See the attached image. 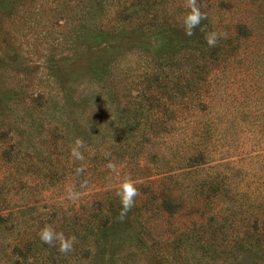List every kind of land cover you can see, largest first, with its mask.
<instances>
[{"label":"rangeland","instance_id":"obj_1","mask_svg":"<svg viewBox=\"0 0 264 264\" xmlns=\"http://www.w3.org/2000/svg\"><path fill=\"white\" fill-rule=\"evenodd\" d=\"M158 1L16 0L1 12L0 264H252L263 253H244L238 233L188 210L143 213L130 231L105 205L98 215L94 198L106 196L96 194L91 172L85 177L73 166L93 152L73 142L59 148L51 136L55 114L85 125L123 106L131 83L138 88L142 46L159 37L143 15L156 17ZM45 226L74 237L71 251L60 252L59 241L44 244ZM180 234H187L185 245ZM140 236L151 246L140 245Z\"/></svg>","mask_w":264,"mask_h":264},{"label":"trees","instance_id":"obj_2","mask_svg":"<svg viewBox=\"0 0 264 264\" xmlns=\"http://www.w3.org/2000/svg\"><path fill=\"white\" fill-rule=\"evenodd\" d=\"M177 1L159 0L152 4L160 7L156 17L143 15L159 37L142 46L140 83L130 84L124 105L95 113L85 125L55 114L51 136L59 148L79 140L93 152L73 166L85 177L91 172L96 194L106 196L94 198L98 215L105 205L130 231L143 213L172 217L188 210L238 233L244 253L262 250L251 263L264 264V0H195L206 19L191 36L184 25L189 0H181L182 8ZM15 3L0 0V14ZM211 32L224 33L213 47L206 40ZM128 181L138 195L121 216L117 193ZM187 239L180 234L178 241Z\"/></svg>","mask_w":264,"mask_h":264},{"label":"clouds","instance_id":"obj_3","mask_svg":"<svg viewBox=\"0 0 264 264\" xmlns=\"http://www.w3.org/2000/svg\"><path fill=\"white\" fill-rule=\"evenodd\" d=\"M191 11L184 17L185 34L191 36L193 34V29L197 27L202 19H206L196 6L195 0H189L187 5ZM224 33L211 32L207 35L206 40L209 47H213L217 43L218 37H223ZM77 147L82 146L81 142L77 140ZM77 158H82L80 153L73 150L72 153ZM120 196L122 203L121 216L125 215L127 211L133 206L134 197L138 195L134 184L131 181L125 182L120 191L117 193ZM40 240L44 244L51 246L53 241H59V251L66 253L71 251L74 237L65 239L62 234L56 233L55 230L50 226H45L39 233Z\"/></svg>","mask_w":264,"mask_h":264}]
</instances>
